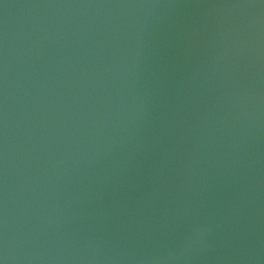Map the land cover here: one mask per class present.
I'll list each match as a JSON object with an SVG mask.
<instances>
[{
    "label": "water",
    "instance_id": "water-1",
    "mask_svg": "<svg viewBox=\"0 0 264 264\" xmlns=\"http://www.w3.org/2000/svg\"><path fill=\"white\" fill-rule=\"evenodd\" d=\"M0 264H264V0H0Z\"/></svg>",
    "mask_w": 264,
    "mask_h": 264
}]
</instances>
